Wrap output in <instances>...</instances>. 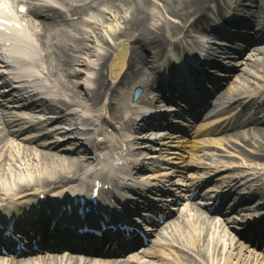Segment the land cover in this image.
<instances>
[{"label":"bare ground","instance_id":"obj_1","mask_svg":"<svg viewBox=\"0 0 264 264\" xmlns=\"http://www.w3.org/2000/svg\"><path fill=\"white\" fill-rule=\"evenodd\" d=\"M58 1L70 11V15L73 18H78L77 20L65 21L62 15V11L65 8L62 11H54L55 14H59L55 19L40 17L35 20L28 15L26 16L27 24L24 30L27 38H24L23 41L28 46V49L30 48V52L33 53L34 65L40 67L41 65L38 62L44 63L45 67L43 70H45L48 78L53 81L59 92L66 97L61 102L62 105L80 106L84 110L91 108L109 111L116 120H122L127 125L129 131L135 128L136 125L132 119L125 120L123 115V113L128 111L129 104H124L122 100L118 102L117 88H111L110 84L106 82V71L109 70V74L118 80L117 84L121 89L130 88L132 90L138 84L147 86L148 74L152 68L150 65H146L149 58L144 52L142 53L144 46L148 44L153 46V48L164 46L169 35L179 26L190 37L187 39V44L191 46L189 42H193L203 47L205 42L196 35L206 29V23H210V16L207 14L209 8V3L207 2L209 0H92L90 2L85 1L82 5H75L73 8L68 4V0ZM258 1L261 2L259 10L255 12L254 9L252 14H255V20L260 21V18L263 17L260 13L264 10V0ZM213 2L215 7H211L213 8L211 11L220 14L227 5L230 9L238 10L242 4L241 0H214ZM155 4L161 6L160 11L154 12L152 10V5ZM227 7L226 9H228ZM242 9L244 10V8ZM109 11L112 18H106L110 22L105 23V12ZM85 15L89 18L85 17ZM62 18V23L56 21V19ZM82 19L90 23L93 22L95 26H93L91 31H87L81 26ZM247 20L236 21L232 19L227 23L246 27V29L240 30L253 32V36H257L258 32L252 28L251 21ZM99 24H103V27L106 28V30L102 29L106 36L101 33L96 34L95 36L98 40H95V45L91 46L87 44V41L92 34H95L94 31ZM123 25L124 28L122 27ZM120 37L132 41V45L130 44V54H126L122 49L118 52L120 49L118 39ZM233 37L235 36L226 34L218 36L217 34L214 36V40L216 42L219 38L221 42H225V40H232ZM248 44L246 47H249L250 44ZM235 46L233 45V47ZM209 47L210 45L204 49L205 58H208V60L203 61L208 65L209 63H214L219 68L222 63V57L227 56L224 54H227L229 50L216 45L214 48ZM251 48L253 51L248 52V55L245 54L239 60H232V63L235 65L233 69L237 70V72L234 80L229 85V90H234L235 94L257 88L250 86V76L254 75L257 79L261 78L258 79L259 83L262 82V77L264 78V75L260 74L258 76L259 72H263L264 74V40L261 45ZM85 49H88V51L85 52ZM34 51L38 56L35 55ZM236 53L235 57L241 52L236 51ZM90 58H94L95 61L90 60ZM125 64L128 65L127 70L121 75L120 73L125 69ZM74 65L79 66L78 72H75ZM116 66L120 68L116 70ZM255 67H257L256 70H254ZM91 70L95 71V75L87 77L85 79L86 83L83 84L75 80L77 76L80 77L83 73H86L88 76L87 72ZM238 70L240 71L238 72ZM224 72H226L224 76H227L230 75L231 70L227 69ZM196 74L198 73L189 71L187 76H193L195 81H199V85L195 91L198 93L201 90L202 84L200 82H202L203 76L196 77ZM175 76L178 77L180 75ZM87 82H92L94 88L88 87ZM175 82L177 81L175 80L174 83L167 81L163 84L167 90L165 92L167 98L165 97V99L168 102L171 100V97L177 98L178 96L179 89L177 87L180 88L179 85L182 83ZM235 82H238L239 85H236ZM256 85L260 84L257 83ZM161 88V84L156 86L158 91ZM229 90H226L224 93L223 91L220 92L221 97L228 96ZM159 95L161 98V92ZM202 96L204 98V95ZM154 101H160V99L155 97ZM40 104L46 106L47 110L55 114H58L61 108H64V106L58 105L60 104L58 102L55 104L47 100L41 101L39 104L35 102L32 105V110L35 114L40 115L39 113L42 110V105ZM54 113L50 114L52 115L50 117H54ZM152 117L154 115L151 113L144 114L137 125L139 126L141 123L144 125L155 123L152 121ZM80 119L85 123L94 122L91 117H84V119L81 117ZM66 120H69L68 123L70 122L69 118H63L60 122L63 123ZM0 123V195L3 196L11 198L22 197L30 200L37 196L35 189L41 188L42 190H47L44 191L47 193V201L59 192L62 198L68 197L65 191L75 193L77 191L74 188L75 184H79L78 186L80 187L82 181H90L95 173L91 170L96 168V165L103 158L110 157L113 152L114 145L112 141L99 143L97 145L99 151L92 153L94 151L91 152L90 150L89 152L90 161L88 163L92 165L94 163V166L91 167L87 165V159L84 160L82 157L76 158L73 150H68V148L64 147V143L55 145L46 143L42 138L28 139L38 134L35 132L33 135H28L16 130L7 132V130L9 131L7 124L3 123L1 118ZM124 123L122 124V128H124ZM74 126L76 128L77 124H74ZM62 127L64 129L65 126ZM164 132L160 131L158 133L152 130L147 134L158 136ZM9 135H15V138ZM225 142L227 152L238 154L242 163H248L247 165L249 166L250 164L263 165L264 127L255 125L245 131H237L228 136ZM79 147H81L80 150H84L83 146ZM93 156H95L94 160H92ZM157 157L159 156L156 154L151 155V158ZM155 164H158V162L156 163L155 161ZM133 165L132 171L138 170L139 166L140 171L143 168V165H138V163H133ZM238 170L241 169L238 168ZM260 177L259 179L255 177L252 181L260 182V179L263 178L262 176ZM235 183L238 185L237 181ZM258 190L260 199L264 200V185ZM77 192L80 193L79 190ZM81 193L83 194L84 192L82 191ZM69 198L71 197L69 196ZM243 203L246 204V201H243ZM193 206V203L191 205L187 204L184 209L185 213L181 209V215L167 221L168 223L164 226V230L168 232L170 237L163 238L176 244V250L183 257L181 264H264V245L263 247H251L249 243L241 241L239 234L237 235L231 228L229 230L225 228L222 221H218L209 215L204 216L195 210L194 208L196 207ZM193 212L195 213L192 214ZM91 216L93 217V215ZM76 220L80 222L81 218L78 217ZM61 234L63 235V233L57 232L55 238L50 237L49 239H59L61 238ZM159 234H162V232L159 231ZM64 238L70 241L69 235H66ZM86 241L89 242V240ZM155 251L152 250L149 253L152 254L151 252ZM197 259L198 261H196ZM0 264L116 263H107L104 260L94 261L92 259L79 261L71 258L69 260L55 254H50L47 257L35 256L19 260L0 259Z\"/></svg>","mask_w":264,"mask_h":264},{"label":"rangeland","instance_id":"obj_2","mask_svg":"<svg viewBox=\"0 0 264 264\" xmlns=\"http://www.w3.org/2000/svg\"><path fill=\"white\" fill-rule=\"evenodd\" d=\"M153 6V8H152V10L154 11V12H158V11H160V9H161V6H158L157 4H155V5H152ZM127 11V10H126ZM126 13V12H125ZM108 17H110V18H112L111 17V14L110 13H108V16L107 17H105V23H107V22H110L108 19H106V18H108ZM122 20V19H121ZM104 23V24H105ZM101 26V27H100ZM123 27V26H122ZM105 27H103V24H101V25H98L97 26V28L95 29V34H92V36H90V39L87 41V44H89V45H91V46H94L95 45V40H98L97 39V37L95 36L96 34H98V33H101L102 35H104V36H106L104 33H103V31H102V29L103 30H106V28L104 29ZM100 35V34H99ZM123 40H126V39H123ZM122 39L121 40H119V41H123ZM88 51V49H85V52H87ZM146 51H148L149 53H151V48H147L146 47ZM249 53H246V55H248ZM151 55V54H150ZM245 56V55H244ZM90 60H94L95 61V59L94 58H90ZM150 60H151V58H150ZM241 67H243V66H241ZM78 68H79V66L78 65H74V70L76 71V72H78ZM256 68L257 67H255L254 68V70H256ZM240 70H238V72H239ZM236 72H237V70H234V72H233V75H232V79H234L235 78V75H236ZM88 73V75H90L89 74V72H87ZM260 74L261 75H264L263 74V72H259V75L258 76H260ZM76 77V76H75ZM87 77V75H86V73H83L82 74V76H80V77H76L75 78V80L76 81H79L80 83H83V81H84V79ZM258 79H261V78H258ZM257 79V77H255L254 75H252V76H250V78H249V80H251V81H249L250 83V86H252V87H260V86H264V78L262 77V82H260L259 83V80ZM110 81H112V80H109V82ZM258 81V82H257ZM260 84V85H256V84ZM111 84H113V82H111ZM235 84L236 85H239V83L238 82H235ZM237 159V158H236ZM239 161V160H238ZM239 163V162H238Z\"/></svg>","mask_w":264,"mask_h":264}]
</instances>
